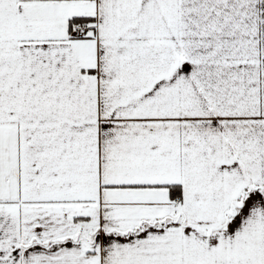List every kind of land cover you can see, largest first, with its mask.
Instances as JSON below:
<instances>
[{"label": "snow or ice", "instance_id": "1", "mask_svg": "<svg viewBox=\"0 0 264 264\" xmlns=\"http://www.w3.org/2000/svg\"><path fill=\"white\" fill-rule=\"evenodd\" d=\"M0 264H264V0H0Z\"/></svg>", "mask_w": 264, "mask_h": 264}]
</instances>
